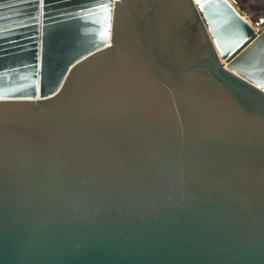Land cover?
<instances>
[{
    "label": "water",
    "instance_id": "95a60500",
    "mask_svg": "<svg viewBox=\"0 0 264 264\" xmlns=\"http://www.w3.org/2000/svg\"><path fill=\"white\" fill-rule=\"evenodd\" d=\"M0 264H264V0H0Z\"/></svg>",
    "mask_w": 264,
    "mask_h": 264
}]
</instances>
